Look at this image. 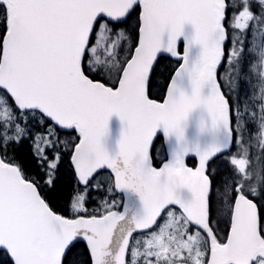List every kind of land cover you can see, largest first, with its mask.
<instances>
[{"label":"snow or ice","instance_id":"1","mask_svg":"<svg viewBox=\"0 0 264 264\" xmlns=\"http://www.w3.org/2000/svg\"><path fill=\"white\" fill-rule=\"evenodd\" d=\"M0 264H264V0H0Z\"/></svg>","mask_w":264,"mask_h":264},{"label":"trees","instance_id":"2","mask_svg":"<svg viewBox=\"0 0 264 264\" xmlns=\"http://www.w3.org/2000/svg\"><path fill=\"white\" fill-rule=\"evenodd\" d=\"M178 65H179V62L177 60H174L173 58H169V59H167L166 61L163 62L162 70L166 67L167 70L165 71V75H168L176 67H178ZM165 83H166V81H164L163 78H161L160 84H161L162 87H163V85ZM227 92H228V90H227ZM157 147H159V145H157ZM9 155L11 156V155H13V153L10 151ZM15 155L19 159L26 161L29 174L33 175V176H36V178L39 179V176L37 175L38 170L36 169L34 162L31 160V156H30V153H29V142L28 141H25L23 143L21 149L18 152H16ZM223 159H224V157H219L213 165H215L217 163L220 164ZM196 163H197V161H196L195 158H192V157L188 158V164L191 167L196 166ZM220 167H222V166H220ZM61 173L65 175V180L67 181V175L66 174L68 173V164H67V159L66 158H65L64 164L61 167ZM71 189H72L71 183H67L66 182L65 183V187H64V200L61 201L62 203H64L66 201L67 195H68V193L71 192ZM97 197L99 199L101 196L94 193L92 199L89 202V205H91L89 211L92 210V206H94L95 208L98 207L99 202L97 201ZM116 197H117V194H115L112 198L115 199ZM117 201H119L118 197H117ZM94 202H96V203H94ZM62 211H63V209H62ZM64 214L67 215L68 213L64 212Z\"/></svg>","mask_w":264,"mask_h":264},{"label":"rangeland","instance_id":"3","mask_svg":"<svg viewBox=\"0 0 264 264\" xmlns=\"http://www.w3.org/2000/svg\"><path fill=\"white\" fill-rule=\"evenodd\" d=\"M224 71H225V69L223 68V69L221 70V75H222V76H223ZM241 88L244 89V90H247L249 93H251V91H252V86L249 85V84H242V85H241ZM231 95H232V98H234L235 95H236V92L231 93ZM234 151H235V150H234ZM216 165L218 166L219 164L217 163ZM220 166H222V167H220ZM219 167H220L221 169H224V170L226 169V166L223 165V164H220ZM100 199H101V197H100L99 199H98V197H97V201H98V202H100ZM94 203H96V202H94ZM90 207H91V205L88 204V208H89V209H90ZM98 207H99V205H98ZM94 208H95V207L92 206V209H94Z\"/></svg>","mask_w":264,"mask_h":264},{"label":"flooded vegetation","instance_id":"4","mask_svg":"<svg viewBox=\"0 0 264 264\" xmlns=\"http://www.w3.org/2000/svg\"><path fill=\"white\" fill-rule=\"evenodd\" d=\"M230 97L232 98V95H230ZM234 150H235V149H233V151H234ZM220 164H222V163H220ZM220 164H219V165H220ZM219 165H218V166H219ZM212 167H213V168H216V167H217V165L215 164V165H213ZM223 170H224V169H223ZM224 171H226V169H225ZM216 179H217V182H218V181H219V179H220V176H217V178H216ZM117 197L119 198V201H120V200H121V198H122V197H121V196H120L118 193H117ZM117 197L115 198L116 200H117Z\"/></svg>","mask_w":264,"mask_h":264},{"label":"water","instance_id":"5","mask_svg":"<svg viewBox=\"0 0 264 264\" xmlns=\"http://www.w3.org/2000/svg\"><path fill=\"white\" fill-rule=\"evenodd\" d=\"M174 59H176V58H174ZM177 60V59H176ZM187 162V161H186ZM189 166V165H188ZM190 167V166H189Z\"/></svg>","mask_w":264,"mask_h":264}]
</instances>
